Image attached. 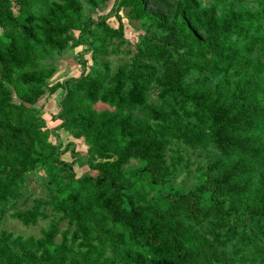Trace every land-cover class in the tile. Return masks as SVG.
Returning <instances> with one entry per match:
<instances>
[{
  "label": "trees",
  "instance_id": "trees-1",
  "mask_svg": "<svg viewBox=\"0 0 264 264\" xmlns=\"http://www.w3.org/2000/svg\"><path fill=\"white\" fill-rule=\"evenodd\" d=\"M118 1L115 27L82 24L79 0H0V264H264V0ZM122 8L154 30L131 62L49 88L65 90L61 129L106 159L88 160L98 174L78 177L32 108L46 93L41 54L74 44V29L83 34L74 45L90 33L100 41L93 56L109 54L125 39ZM13 71L24 75L19 102ZM156 84L161 106L148 100ZM99 102L110 108L93 109ZM184 146L216 153L187 192L173 184L189 169ZM130 159L142 164L124 168ZM38 169L75 229L15 236L3 227L6 209ZM42 204L17 217L37 223Z\"/></svg>",
  "mask_w": 264,
  "mask_h": 264
},
{
  "label": "rangeland",
  "instance_id": "rangeland-1",
  "mask_svg": "<svg viewBox=\"0 0 264 264\" xmlns=\"http://www.w3.org/2000/svg\"><path fill=\"white\" fill-rule=\"evenodd\" d=\"M80 1V21L82 24L86 22L98 21L102 18L106 19L111 25L117 26L118 20L116 13L118 12V0H79ZM207 2L210 0H206ZM154 8V5L149 4V9ZM18 7L15 6V10ZM36 12H40V6L37 5L33 8ZM126 10L120 9L119 15L122 17L125 26V39H114L107 45L109 54L102 53L93 56L92 49L100 44L99 40H94L90 33L83 36V41L79 45H74L78 39L82 37L80 30L74 29L71 34L76 38L63 50H54L48 54H41L40 61L46 64V93L35 103L32 108L37 117L41 119L44 124V130L48 133L49 141L58 146L61 153V158L66 162H74V168L78 177L85 173L91 175L98 174V171L92 170L88 160L94 164L105 162V158H101L91 154L89 145L85 142L84 138H74L69 135L65 129H61L60 120L55 118L61 110V98L65 94L64 89H60L57 93L50 94V86L57 82H64L70 78H78L82 72L96 73H109L110 76L116 73L120 65L131 62L137 46L141 42V38L147 32L153 33L148 30L139 22H132L126 17ZM92 32L97 29L94 25L91 27ZM3 35V30L0 29V37ZM87 40V41H86ZM39 50V49H38ZM97 56V59L95 57ZM94 58V59H93ZM12 82L16 87L13 92V100L19 102L18 93L26 89L23 81L24 75L13 71ZM193 79V76H192ZM153 85L149 91L148 100L152 104L162 105V100L159 98V86ZM97 111H102L105 108H110L107 104L99 102L92 106ZM145 113L143 111L137 112V118L143 120ZM69 142L72 145L66 149ZM182 162L188 166V171H181L178 177H175L173 184L178 185L185 192L194 188L202 181L201 174L205 172L208 166L213 162L216 153L211 150L192 149L184 146L182 150ZM111 160V159H108ZM142 163L135 159H130L123 164L124 168H133L140 166ZM48 178L43 169H38L28 174L25 184H21V191L24 194L23 198L18 201H12L6 209L5 218L3 220V227L10 233L23 235L25 237L41 238L44 232L50 226L56 224L58 232L65 230L75 229L71 223L70 216L65 214L61 209H57L56 204H51L49 192L47 189ZM140 185L148 191L150 196H155L159 192L157 186L152 187L147 183V180H139ZM39 201H43L37 213L38 221L35 224H25L18 216L26 212H32ZM60 238V237H58ZM112 264V263H111Z\"/></svg>",
  "mask_w": 264,
  "mask_h": 264
}]
</instances>
